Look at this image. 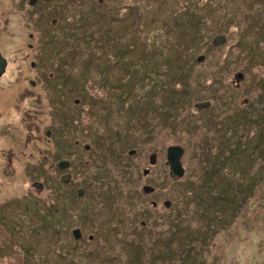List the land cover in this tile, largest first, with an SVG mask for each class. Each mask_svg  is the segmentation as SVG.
Masks as SVG:
<instances>
[{"label": "rangeland", "instance_id": "obj_1", "mask_svg": "<svg viewBox=\"0 0 264 264\" xmlns=\"http://www.w3.org/2000/svg\"><path fill=\"white\" fill-rule=\"evenodd\" d=\"M117 7L119 15L133 9L135 18L132 11L127 16L135 23L115 27L118 33L126 30L125 44L116 47L123 53H118L117 76L109 88L95 85L103 75L94 68L92 25L79 40L52 39V34L49 42H40L46 52L37 56L24 55L29 50L20 27L12 28L19 31L15 40L6 37L0 126L22 120L15 143L0 137V264H149L138 253H143L140 246L137 250L126 242L128 237L115 239L136 231L127 225L128 211H137L138 229L144 218L140 210L151 209L144 184L154 188L152 196L176 204L188 192L191 182L185 179L199 183L206 177L207 160L218 155V147L225 149L222 165L225 158L228 164L222 172L214 169L212 177L232 176L237 183L264 177L259 154L264 152V94L259 87L264 84V0H117ZM217 35L224 42L213 47ZM155 50L158 56L151 52ZM32 61L38 69L31 68ZM244 72L259 81L258 88L236 87V73ZM78 79L84 83L80 87ZM245 99L248 104L242 105ZM198 102L208 107L198 110ZM106 122L110 139L99 141L97 136L107 134ZM115 129H120L117 134ZM56 142L65 147L57 149ZM171 145L183 148L180 179L170 174L166 161ZM61 160L70 162L69 169L56 167ZM64 174L71 177L67 183L60 181ZM79 188L84 194L74 206L73 191ZM53 208L73 212L63 226H83V242L46 216ZM78 210L87 211V218H77ZM159 210L166 226L152 217V226L145 220L146 230L171 232L175 223L193 229L202 224L199 216H193L192 224L172 215L179 213L175 207ZM110 215L122 220L101 222ZM235 215L208 247L191 243L193 250L205 252L204 264H264V183Z\"/></svg>", "mask_w": 264, "mask_h": 264}, {"label": "flooded vegetation", "instance_id": "obj_2", "mask_svg": "<svg viewBox=\"0 0 264 264\" xmlns=\"http://www.w3.org/2000/svg\"><path fill=\"white\" fill-rule=\"evenodd\" d=\"M108 4L111 5L108 6ZM128 11L130 13L132 9L126 8V11L121 15L127 16ZM121 15L118 14L117 0L109 3L106 0H97L96 3L93 0H0V57L6 61L5 71L8 68L7 55L4 51L6 37H8L10 41H13L19 34L18 30L12 29L14 28L13 26H18L21 30L23 29L25 31L24 39L29 53H25L24 55L28 57L30 55H41L42 52H46V49L43 48L44 44H40V42H49L52 34H54L52 39L61 38L64 40V38L67 39V37H70L71 39L78 37V40L81 39L83 32L81 24H85V22L87 23L88 21L90 22L89 24H94V26H96L95 55L97 56V60H95L94 68L98 69L97 74L103 75L101 82H99L97 77L95 85L109 88L114 85V79L117 76L118 53H123V51H118V53L116 51L118 43L117 30L115 27L119 22V16ZM156 20L158 21L159 18ZM102 25H104L106 29L100 31L99 26ZM18 45L19 44L17 43V46ZM121 48L122 47L119 49ZM36 65L37 64L33 61L30 63L32 69L37 68ZM105 68L106 70H103ZM253 80L254 79L252 77H247L244 72L242 73V77L236 87L241 88V86H254V84L257 83ZM29 84L34 85L35 82L31 81ZM76 84L77 87H80V85L84 83L78 79ZM246 104H248L247 99L244 100L242 105ZM242 119L243 124L245 116L241 118L239 122ZM21 120L22 119L18 120L17 118L13 120V122H3L0 126V137H8L9 142L15 143L17 141L15 132H17V127L20 128ZM1 122L2 121H0V124ZM49 140L52 141V138ZM27 143L28 142H25V144ZM56 143L54 146H56ZM58 147L63 148L64 146L59 145ZM217 153L219 155V149L217 150ZM222 153H225L224 148ZM236 154L237 153L235 152L234 155ZM259 154L264 158V152H259ZM221 157L223 158V156ZM225 159L227 161L224 162L223 166L228 164V159ZM237 160H239V158ZM8 161L11 163L10 159ZM219 162L221 163L220 158ZM226 169L231 170L233 168L226 166ZM187 180L191 182L189 184V188H187L188 192L183 194L184 199H182V195H179L180 199L176 203L177 205L174 202L167 201L166 199L163 200V197L157 198L151 195L152 199L150 198L148 202L151 209H147L146 207L141 209L142 211H146L144 218L145 220L148 219L147 221L151 222L150 224L152 226L153 221L151 219L154 217L157 219V225L160 226L161 224L165 227L166 216L156 212L160 207L167 208L169 206L170 208L175 207V209H179V213L173 211L172 215H182L188 219L189 223L192 224L193 216H200L204 213L206 217L205 223L207 225H201L200 227L193 229V226L175 223L174 226H171V229L173 230L171 232L166 231L164 228L163 231L159 230L156 231L157 233H154L153 231L146 230L147 223L144 219L139 220L140 227L136 233H133L134 239H130L132 233H129L130 230H128L129 232L127 237L129 239L127 243H129V245L134 246V249L137 250L140 246L141 250L149 251V254L153 253L157 259V255L162 257L165 264H182V261L178 256L182 253L183 247L181 246L189 244L187 248L189 250L190 257L188 258L190 259V263H193V254L202 253L204 255L205 252L200 251V249L193 250V245L191 246V243L193 244L194 242L196 244H200V248L204 246L208 247L209 243L214 241L213 238L216 233L227 230L230 224L234 223L236 216L235 213H237L240 208L242 210L244 201L248 198L254 197L258 187L264 183V177L257 180L242 179L238 184L236 179L229 177L203 178L199 183L194 182V179H185V181ZM229 185H235L233 191L237 188L234 194L230 196V189L228 188ZM198 186H201L202 188L199 189ZM201 191L203 193H201ZM198 197H201L202 199L200 200V203ZM232 198H234V201ZM230 206H232V208L228 209ZM225 211L230 212V214L226 215L224 213ZM61 215L64 216V213L61 212ZM65 217L68 219L70 218L69 215H66ZM133 218V214H127L126 222L128 227H131L132 223H136ZM63 228L65 227L63 226ZM83 228V226H77L75 229L71 230V228L68 227L70 234H72L73 230L78 229L79 238L75 239L77 242H83L85 239V235H83L81 231ZM87 239L93 241L94 243V237L88 236ZM138 253L140 254V251H138ZM167 258L168 260L166 261Z\"/></svg>", "mask_w": 264, "mask_h": 264}, {"label": "trees", "instance_id": "obj_3", "mask_svg": "<svg viewBox=\"0 0 264 264\" xmlns=\"http://www.w3.org/2000/svg\"><path fill=\"white\" fill-rule=\"evenodd\" d=\"M133 9H132V17L133 18H135L134 17V14H133ZM131 21H128V16H125V17H120L119 18V22L117 23V26H120V25H125V29H126V27H128V26H131V24L132 25H134V21H132L131 23H130ZM88 23V24H87ZM87 23L85 22V24L83 23V24H81V28H82V35H85L86 36V34H89V32L87 31V28L89 27V25H92L93 26V33H94V38H95V34H96V26H94V24H89L90 22H88L87 21ZM121 23H123V24H121ZM165 23V22H164ZM132 27V26H131ZM92 29V28H91ZM106 28H105V26L104 25H102V26H99V30L100 31H103V30H105ZM125 32H126V30H124V32L123 33H118L117 32V45H118V47L120 48L122 45H124L125 44V42L124 41H121V39H122V36H125ZM81 35V36H82ZM218 36H221V35H217L216 37H218ZM216 37H214V39L216 38ZM76 38H78V37H76ZM75 38V39H76ZM214 39L210 42V44L213 46V41H214ZM214 47V46H213ZM151 52H153L154 53V55L155 56H158V53H159V50H155V51H151ZM96 56V55H95ZM101 59V58H100ZM95 60H97V57H96V59ZM95 60H94V64H95ZM86 63H87V67L91 64L89 61H86ZM94 67H95V65H94ZM237 74V73H236ZM264 79V78H263ZM254 81V80H253ZM259 81H257V82H255V83H258ZM253 86V85H252ZM254 86H256L257 87V84H254ZM102 87H104V86H102ZM259 87L261 88V90H262V95L264 94V84H259ZM258 88V87H257ZM168 100H169V98H168ZM167 100V101H168ZM166 101V102H167ZM198 103H202V102H198ZM202 111V110H201ZM130 115H136V114H133V113H130ZM165 115V114H164ZM136 121H137V119H135ZM162 120H164V117H163V115H162ZM165 121V120H164ZM106 124V126H105V131L107 132V134L106 135H104V134H101V137L102 138H100V137H98L97 136V139H99V141H101V140H109L110 139V133L112 132V130L111 129H109V126H108V124H107V122L105 123ZM127 126V125H126ZM131 128V127H130ZM120 129H115L114 130V134H117V132L119 131ZM50 137V136H49ZM49 137H47V138H49ZM107 137V138H106ZM113 138V137H112ZM114 138H115V136H114ZM52 139H53V137H52ZM48 141H50V140H48ZM98 141V142H99ZM59 145H63V144H60V143H56V148L58 149L59 147ZM64 146V145H63ZM171 146H174V145H171ZM65 147V146H64ZM87 147V149H89V145H87L86 146ZM168 147H170V146H168ZM167 147V148H168ZM166 148V149H167ZM219 148V155H215V154H213V157L212 158H210V159H208L207 161L209 162V165H208V167H207V169H206V172H205V175H206V177H203L204 179H208L209 177H212L213 176V171L214 170H212V169H215V171H221L222 172V170H224L225 169V167L219 162V157H220V152L222 153V150H221V147H218ZM218 148L216 149V150H218ZM131 152H133V151H131ZM155 155V154H154ZM65 161H67V160H65ZM167 161V160H166ZM181 161V160H180ZM59 162V161H58ZM70 163V162H69ZM57 164V163H56ZM56 167H57V165H56ZM58 168V167H57ZM227 170V169H226ZM231 170H233V169H231ZM145 171V170H144ZM143 171V172H144ZM170 174H171V172H170ZM219 178H220V176H219V174L217 175ZM217 176H215L214 175V177H216L217 178ZM226 177H228L227 175H226ZM221 178H223L222 176H221ZM231 178H233L232 176H231ZM61 181V180H60ZM218 183H221V182H218ZM225 183V182H224ZM148 184V183H147ZM225 184H227V183H225ZM238 184V183H237ZM145 186H150V185H143L142 187L144 188ZM152 189H153V191L152 192H150V193H145L144 192V189L142 188V190H143V193H145L144 195H152L153 194V192L155 191L154 190V188L152 187V186H150ZM235 187V185H233V186H228V188L230 189L229 190V196L230 195H232V194H234V192L235 191H233V188ZM194 188V187H193ZM80 189V188H79ZM79 189H77L76 191H73V193H75V196H74V202L75 203H70V204H73L74 206H76V204H77V200H76V197L77 198H80L79 196H78V190ZM83 191H84V189H83ZM201 193H203L202 191H201ZM224 193V192H223ZM61 194H64V196H66V194H65V191H63ZM84 194V193H83ZM237 194V193H236ZM227 195H228V192H227ZM202 197V196H201ZM201 197H198V199H199V203H200V200H202L201 199ZM66 198L67 199H69V201H70V198L69 197H67L66 196ZM249 199V198H248ZM232 200L234 201V198H232ZM132 203V202H131ZM132 205V204H131ZM81 208V207H80ZM54 209V208H53ZM49 209V210H46V216L48 217V215H50L51 216V218H52V220L54 221V224L56 225V223L58 222L60 225H59V227L60 228H62V230H64V231H66V232H68L69 233V230H67V226L65 227V228H63V222H64V219H65V216L66 215H68L69 214V216H71L70 214L71 213H73V212H70V211H67V210H63V209ZM141 211V215H144L143 217H145V213H146V211H142V210H140ZM61 212H63L64 213V216H62L61 215ZM68 212V213H67ZM66 213V214H65ZM74 213L76 214H78V215H75L77 218H81V219H86L87 218V216L85 217V214L87 213V211H84V210H78V211H74ZM131 214H133V219H135V221H136V219H137V211H136V214H135V212L133 213V211H128V215H131ZM200 218H201V222H202V224L201 225H207L205 222H206V217H205V214L204 213H202V215H200L199 216ZM122 217L121 216H117V215H110V216H107V217H105V219H103V221H101V222H110V223H120L119 222V220H122L121 219ZM70 219V218H69ZM144 218H140V220H143ZM145 220V219H144ZM69 225H70V221H69ZM131 227H132V229L133 230H138L139 229V227H138V229H137V226H136V223L134 222V223H132L131 224ZM104 229H105V227H103ZM136 231L134 232V233H136ZM108 235H113V234H111V233H113L112 231H108V232H106ZM100 234H102L103 236H104V232L102 233V232H100ZM72 235V234H71ZM133 235V234H132ZM89 236H91V235H89ZM128 236V235H127ZM127 236H124V237H116L115 239L117 240V241H121V240H124V239H122V238H127ZM16 238H20L19 237V235H16ZM108 238V237H107ZM197 238H199V237H197ZM73 239H75L74 237H73ZM129 239V238H128ZM128 239H127V241H128ZM134 239V238H133ZM200 239V238H199ZM126 241V240H125ZM126 241V242H127ZM77 242V241H76ZM181 247H183L182 248V253L180 254V255H178L179 256V258L181 259V261H182V264H204L205 263V258H204V256H203V254L202 253H198V254H193V263H190V259L188 258V257H190V253H189V250H188V248H187V245H182ZM143 251V253H140V254H144V257H148V260H149V264H165V262L163 261V259H162V257H159L158 255H157V257H158V259L154 256V254L152 253V254H149V251H146V250H142ZM191 251V250H190ZM118 253H114L113 255L115 256V255H117ZM0 255L1 256H3L4 255V252H0ZM125 255V254H124ZM124 257V256H123ZM168 260V258L166 259V261Z\"/></svg>", "mask_w": 264, "mask_h": 264}, {"label": "water", "instance_id": "obj_4", "mask_svg": "<svg viewBox=\"0 0 264 264\" xmlns=\"http://www.w3.org/2000/svg\"><path fill=\"white\" fill-rule=\"evenodd\" d=\"M224 37L223 36H218L214 39L213 41V46H217L221 43H223L224 41ZM5 64H6V61L5 59L1 58L0 57V76H2V74L4 73L5 71ZM237 80H240V78L242 77V74L238 73L235 75ZM208 107V104H206L205 102L203 103H198L196 105V108L198 110H203V109H206ZM46 136L49 137L50 136V131H47L46 132ZM182 153H183V148L182 147H179V146H170L166 149V160H167V164L169 165V168H170V171H171V174L173 176H175L176 178H181L183 177L184 175V169L182 167V164H181V156H182ZM154 158V157H153ZM57 167L61 170H67L69 169L70 167V163L69 161H65V160H61L59 162H57ZM146 172V171H145ZM70 175L69 174H64L61 176L60 180L64 183H67L69 180H70ZM144 192L145 193H150L153 191V189L150 187V186H145L144 188ZM78 196L80 197L81 195H83L84 191L83 189H79L78 190ZM72 235L75 239H78L79 238V231L78 229L76 230H73L72 231Z\"/></svg>", "mask_w": 264, "mask_h": 264}]
</instances>
